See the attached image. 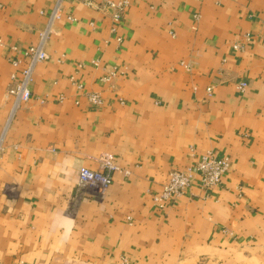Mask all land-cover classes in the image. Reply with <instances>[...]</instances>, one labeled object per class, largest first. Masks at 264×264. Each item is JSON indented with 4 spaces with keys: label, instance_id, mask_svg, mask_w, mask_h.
<instances>
[{
    "label": "crops",
    "instance_id": "obj_1",
    "mask_svg": "<svg viewBox=\"0 0 264 264\" xmlns=\"http://www.w3.org/2000/svg\"><path fill=\"white\" fill-rule=\"evenodd\" d=\"M54 2L0 0V264H264V0H131L116 33L65 0L10 117L9 47L36 43ZM204 151L228 157L221 183L155 202ZM102 155L129 173L78 190Z\"/></svg>",
    "mask_w": 264,
    "mask_h": 264
},
{
    "label": "built area",
    "instance_id": "obj_2",
    "mask_svg": "<svg viewBox=\"0 0 264 264\" xmlns=\"http://www.w3.org/2000/svg\"><path fill=\"white\" fill-rule=\"evenodd\" d=\"M65 0H55L52 9L48 14V20L44 29L39 33L36 43L29 45L25 50L18 54L16 46H10L11 57L9 62L14 68H18V73H11L10 80L11 85L7 88V95L12 99V107L10 117L14 115L16 110L20 106L26 103L31 97V91L29 84L32 81V75L36 65L47 59L48 54L45 51V43L51 33L53 32V24L61 16L63 2ZM82 3L86 6L92 7L96 10L107 12L111 19V32L116 33L117 28L120 25V21L126 7L130 4L131 0H71ZM69 20L71 16H67ZM250 34L245 33L243 38L245 41L250 39ZM118 42L121 41L120 36H116ZM3 42L0 38V45ZM234 49H241L242 46L239 43H234L232 46ZM92 64L97 66L98 61H92ZM116 68L110 71L107 75H104L101 79L104 82L109 81L115 74ZM246 83L241 81L238 83V88L243 90ZM77 88L81 89V84H77ZM211 87L207 88L209 92ZM86 99L90 104H99L101 99L98 93L88 92L85 94ZM192 155V154H190ZM192 163L186 168H171L167 174V180L162 186L159 193L153 196V200L160 204L168 199L175 198L184 193L186 189L192 184L195 179L199 180L200 187L203 190L211 189L218 186L221 183L223 174L228 170L229 159L226 156H217L211 151H204L198 154L192 155ZM115 171H121L124 174H128L129 171L121 169L116 165L111 157L102 155L99 157V168L90 169L88 167L81 166L78 169V190L85 191L90 190L95 195H101L107 189L112 179V173ZM114 264H128L125 257L120 258L117 263Z\"/></svg>",
    "mask_w": 264,
    "mask_h": 264
}]
</instances>
